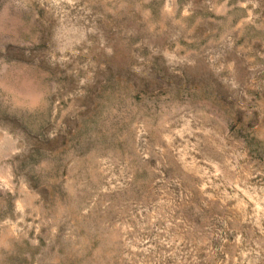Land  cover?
I'll return each instance as SVG.
<instances>
[{
    "label": "rangeland",
    "instance_id": "obj_1",
    "mask_svg": "<svg viewBox=\"0 0 264 264\" xmlns=\"http://www.w3.org/2000/svg\"><path fill=\"white\" fill-rule=\"evenodd\" d=\"M0 264H264V0H0Z\"/></svg>",
    "mask_w": 264,
    "mask_h": 264
}]
</instances>
